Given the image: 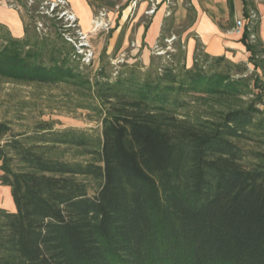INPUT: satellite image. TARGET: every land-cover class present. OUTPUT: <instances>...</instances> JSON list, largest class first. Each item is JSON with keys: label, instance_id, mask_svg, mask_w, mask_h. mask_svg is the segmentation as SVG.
<instances>
[{"label": "trees", "instance_id": "trees-1", "mask_svg": "<svg viewBox=\"0 0 264 264\" xmlns=\"http://www.w3.org/2000/svg\"><path fill=\"white\" fill-rule=\"evenodd\" d=\"M33 22L23 39L0 27V74L77 75L71 50L53 46L51 64L25 50ZM242 41L264 74L255 21ZM155 63L98 70V131L0 121V184L16 204L0 206V264H264V80L200 44L191 67ZM245 94L247 105L190 113L195 99Z\"/></svg>", "mask_w": 264, "mask_h": 264}, {"label": "crops", "instance_id": "crops-1", "mask_svg": "<svg viewBox=\"0 0 264 264\" xmlns=\"http://www.w3.org/2000/svg\"><path fill=\"white\" fill-rule=\"evenodd\" d=\"M67 3L82 29L90 32V38L101 35L96 45L99 61L101 55L117 56L128 51V62L150 66L153 49L157 46L168 49L171 46L168 39H177L175 29H180L176 47L185 54L188 66L193 64L199 44L211 56L243 59L249 52L242 41L244 32L237 31L236 21L244 19L245 29L248 28L252 10L260 16L255 20L256 34L264 49V0H173L171 4L166 0H67ZM117 3L121 5L119 10L115 9ZM152 3L157 8L153 14H147ZM102 9L108 10L111 32L93 33L92 21ZM31 22L32 10L27 0H0V27L10 36L23 39ZM162 36L164 39L160 41Z\"/></svg>", "mask_w": 264, "mask_h": 264}, {"label": "rangeland", "instance_id": "rangeland-1", "mask_svg": "<svg viewBox=\"0 0 264 264\" xmlns=\"http://www.w3.org/2000/svg\"><path fill=\"white\" fill-rule=\"evenodd\" d=\"M38 20L43 23V29L37 28L36 22ZM62 28V21L34 14V22L29 31L31 36L30 45L25 47V50L36 49L39 51L43 48L42 51H44L47 64H51L48 57L53 46L56 47L55 55L59 58L62 54L64 55L65 52L71 50L67 61L75 67L77 75L56 84H45L0 74V121L8 122L14 131L32 130L37 123L44 120L52 121L55 123L56 128L76 127L98 131L101 128V120L92 105H98L99 101L91 87L98 79V70L103 67L115 77L118 71L130 64H137V70L142 72L147 71L150 67H145L139 61L136 63L128 62L130 54L128 51H123L117 56L113 54L101 55L99 61L96 45L100 41L101 35L89 38L94 49L93 57L95 58L86 61L82 54L77 53L75 45L65 37ZM179 31L180 29L174 30L177 39L174 37L171 42H167L171 45L170 48H163V50H168L166 53H159L163 50L153 49L155 67L173 65L175 68H179L183 63L186 64L185 60L179 57L180 52L176 47ZM103 38L104 35H102V41ZM3 43L0 39V45ZM229 60L234 63H243L247 67L246 75L255 78L258 74V77L264 80L262 70L258 69L253 72L255 71L254 64L249 60V53L243 59L229 58ZM186 66L191 67L192 65L188 66L186 64ZM235 72L236 69L233 68L232 73ZM234 76L237 78L240 75ZM250 84L253 85V80H250ZM253 98L254 96L251 94L241 95L234 99L207 96L192 101L190 113L192 115L209 116L211 112L217 110H227L230 107L247 105ZM0 206L9 211L16 210L11 187L5 184H0Z\"/></svg>", "mask_w": 264, "mask_h": 264}, {"label": "built area", "instance_id": "built-area-1", "mask_svg": "<svg viewBox=\"0 0 264 264\" xmlns=\"http://www.w3.org/2000/svg\"><path fill=\"white\" fill-rule=\"evenodd\" d=\"M153 1V0H151ZM169 4L173 0H166ZM29 7L32 10V14L43 15L46 17L56 18L62 21L64 35L67 37L68 41L75 45V49L78 54H82L86 61L92 60L94 57V49L90 43V32H86L82 29L77 15L68 6L67 0H27ZM121 5L119 3L115 4V9L119 10ZM157 8L156 3H152L151 8L147 11V14H153ZM34 9V10H33ZM259 15L255 11H250L249 18L251 21L259 19ZM264 17V16H262ZM37 28L43 29V23L38 20L36 22ZM236 28L239 33L244 32L245 20L238 19L236 21ZM112 29V22L108 17V10L102 9L94 17L92 21V31L93 33L99 31L109 32ZM174 38V37H173ZM173 38H169L168 41L171 42ZM156 50H163L162 47L157 46ZM166 53V50L160 51L159 53Z\"/></svg>", "mask_w": 264, "mask_h": 264}]
</instances>
